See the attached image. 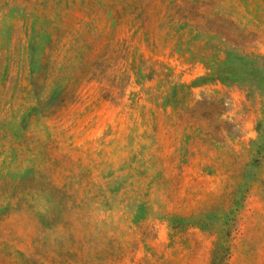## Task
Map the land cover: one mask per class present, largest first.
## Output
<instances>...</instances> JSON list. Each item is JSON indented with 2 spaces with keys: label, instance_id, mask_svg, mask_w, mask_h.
<instances>
[{
  "label": "rangeland",
  "instance_id": "obj_1",
  "mask_svg": "<svg viewBox=\"0 0 264 264\" xmlns=\"http://www.w3.org/2000/svg\"><path fill=\"white\" fill-rule=\"evenodd\" d=\"M0 264H264V0H0Z\"/></svg>",
  "mask_w": 264,
  "mask_h": 264
}]
</instances>
